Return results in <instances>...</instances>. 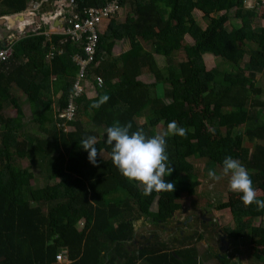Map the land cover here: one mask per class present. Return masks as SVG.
<instances>
[{"label": "trees", "instance_id": "1", "mask_svg": "<svg viewBox=\"0 0 264 264\" xmlns=\"http://www.w3.org/2000/svg\"><path fill=\"white\" fill-rule=\"evenodd\" d=\"M30 1L0 0V21L24 14ZM110 1L74 0L72 8L102 9ZM252 1L121 0L107 28L98 31L94 60L85 72V86L89 82L95 88L93 98L87 90L72 98L80 72L74 58L88 57L86 38L80 44L63 34L47 38L46 24L21 33L20 26L0 25L2 35L9 34V26L18 29L12 55L0 64V264H208V255L214 264H242L240 257L232 263L217 256L212 245L199 254L197 244L206 238L205 230L194 228L187 235L174 225L178 235L166 240L163 232L177 210L189 211L187 219L195 214L192 203L204 197V181H212L209 169L230 178L222 174L229 156L247 169L257 198L264 200V101L256 86V77L264 74V25L259 23L264 21V3ZM124 6L130 12L120 21ZM195 10L203 13L206 28ZM231 19L239 26L229 29ZM187 36L193 41L189 47L181 43ZM124 39L130 50L115 56L117 42ZM212 55L230 62L233 70H208L206 57ZM150 76L151 84L141 80ZM103 95L109 96L107 103L90 109ZM71 100L75 109L68 119L64 115ZM26 103L35 124L28 132L23 123ZM7 105L16 111L11 117L4 114ZM173 120L188 130L186 138L166 137L174 170L165 180L175 184V191L144 196L137 182L112 163L106 129L116 121L130 122L131 131L143 129L151 137L160 133L159 127L163 134ZM88 136L96 137V148L102 151L95 166L80 146ZM31 153L48 165L44 186H34V172L20 165ZM219 192L225 196L204 197L207 204L200 215L210 218L208 223L215 221L207 214L214 207L218 214H230L234 227L210 232L218 240L230 235L234 245L237 232L248 231V242L263 249L250 252L249 264L257 263L254 258L264 264V210L255 204L245 207L242 193L233 199L230 191ZM141 218L155 228L138 233L135 224ZM257 219L261 222L254 224Z\"/></svg>", "mask_w": 264, "mask_h": 264}, {"label": "clouds", "instance_id": "2", "mask_svg": "<svg viewBox=\"0 0 264 264\" xmlns=\"http://www.w3.org/2000/svg\"><path fill=\"white\" fill-rule=\"evenodd\" d=\"M27 25V24H26ZM13 26L22 25L15 23ZM109 100L108 95L90 105V109H99ZM132 124L121 125L116 121L113 126L106 129V143L111 146L112 163L120 173L129 181L137 182L135 186L142 188L144 196H150L153 192H174L175 184L165 180L170 176L173 167L169 166V157L166 153V137L180 136L186 138L187 129L178 125L173 120L167 124L166 131L156 133L148 137L143 129L131 131ZM95 136H88L80 140V146L89 153L88 159L94 166L97 164V156L102 157V151L96 148ZM223 176H230L229 187L234 193H242L240 199L245 207L255 204L257 210H264V200L258 199V193L253 187V182L247 169L239 160L226 157L223 161ZM212 181L221 180L222 176L209 169L207 173ZM179 232V229H177ZM183 233V232H181Z\"/></svg>", "mask_w": 264, "mask_h": 264}, {"label": "rangeland", "instance_id": "3", "mask_svg": "<svg viewBox=\"0 0 264 264\" xmlns=\"http://www.w3.org/2000/svg\"><path fill=\"white\" fill-rule=\"evenodd\" d=\"M128 12H130L129 9H127V8L126 9L124 8V10L122 9V11L120 12V15H119L120 16L119 19H124L127 16ZM199 22L203 26H206V21L203 20V18H200ZM259 23L264 25V21L259 22ZM237 24H238V22L235 19H231L230 24H228V27H229V29H231L232 27L237 26ZM238 26H239V24H238ZM102 28L105 29V27H102ZM181 43L184 46L187 45L188 47L192 45L191 42L188 40L181 41ZM208 55H210V54H208ZM247 60H248V58H247ZM206 62H207V69L208 70H211L213 68H218L221 72H230L233 70L232 65L229 64L230 62H227V61L224 62L220 58L214 57L213 55L207 56ZM164 65H165V63L163 61H161L160 66H164ZM141 80L147 84H151L148 82H152V83L154 82V79L152 76L148 77V80H147V77H141ZM256 84H257L256 86H258L262 89V93H261L260 98L262 101H264V74H259L256 77ZM85 89L87 90V94L90 98H93L96 96L95 88L89 82H87ZM21 94H22V98H24L25 95L22 92H21ZM41 95H42V93H41ZM43 98L44 97H42L40 100L37 99L38 105L43 100ZM247 109L252 110V105L248 104ZM13 110H14L13 107H8V105H7L5 107L4 114L6 116H10L9 114L11 112H13ZM25 114H26V117L24 118V122H23L24 123V131L28 132L29 130H32L35 127L34 126L35 124L32 121L33 115H32V112L29 108L28 103H26V105H25ZM260 117H261L260 122H263L264 121V112L262 113V115ZM159 129H160L159 132L162 134V131H161L162 127H159ZM66 130L70 131L71 128L66 126ZM224 132H225V130H224ZM1 133H2V128H1V124H0V143H1ZM244 146H247V139L245 140ZM248 146L252 147V145H250V144H248ZM45 162H46V160L43 159V157H36V156L32 155V153H31V157H28L27 159L20 162V165L22 167L29 168L30 170H32L34 172L35 179L32 180V184L34 186H37V187L44 186L48 182V178H47L48 165ZM223 178L224 179L221 178V180H219V181H213V182L210 181V183H208L207 180L204 181L205 183H204V185L201 186L200 193L202 195H204V197H206V198L211 197V196H213L215 198H220V196L223 195V193H221L219 191H224V193L230 191L229 197H232L233 199H238L239 194L238 193L235 194L234 192H232L230 190V187H229L230 178H227V177H223ZM211 191H213L212 195H211ZM257 193H259V192L257 191ZM223 196H225V195H223ZM204 197H202L203 200L201 198L200 199L201 201H199V202L198 201H195V202L192 201L193 203H192L191 208L193 209V211L195 213V214L191 215L192 218L187 219L189 211H188V213H186L185 208H182L181 210H177L175 212L173 219H171V223L170 224L168 223L167 231L163 232V239L166 240L169 237L171 238L173 236V234L177 233L172 229V227L174 225L175 226L179 225L177 227V229H179V230L181 229V232H183L187 235L189 234V231L192 232L193 231L192 229H194V228L199 229V230H205L206 231L205 232L206 238L200 242L198 241L199 243L197 242V240L194 241V243H198L197 247L199 249V254L200 253H202V255L206 254V251H208L207 246L212 245L214 247V249L217 250V254H216L217 256H221V255H222L221 257L225 256V258L231 260L232 263L236 262L238 257H240V259H242V261H243V262L241 261L242 264H249L250 260L252 261V257L249 256L250 252L255 251L256 249L263 251V249L259 248V246H257L256 244H251L250 242H248V240H249V238L247 236L248 231H245V230H239L237 232L239 238H238V240L235 239L234 245H231L230 242L227 245L224 243H221L220 240H218L216 233H214V232L211 233L209 229L214 228L215 231H219L224 226H226L227 228L230 227L231 229H233V227H234L233 219L230 216V214H227L226 217L223 214H218V212L216 210H214V207H212L211 211L207 212V214H208V216H213L216 220L212 221L211 223H208V222H210V218L203 219L202 217H204V215H202V216L200 215V213L202 211V207L207 204L204 201ZM213 200H214V198H213ZM185 205H186V208L188 209L189 204L186 203ZM198 206H200V207H198ZM206 207H208V206H206ZM153 208H154V206H153ZM46 209H47V207L45 206L44 210L46 211ZM227 211L230 213V210H227ZM193 218H195V219H193ZM205 220L207 222H205ZM187 221H189L191 223H189V225H185V223ZM260 222L261 221H259V219H257L256 221L254 220V224H259ZM135 226H136L138 233L144 232V231H149V230L155 228L151 222H149L143 218H141L140 220H137ZM190 227H191V230L188 229ZM177 235H178V233H177ZM229 236H225L224 238H226V239L228 238L230 240L231 237H229ZM228 239H227V242L229 241ZM176 244H177V248H179L180 245L178 243H176ZM221 248H222V250H221ZM208 257L211 259L213 258L210 255H208ZM254 260L257 261L256 264H261L258 259L254 258ZM141 263H142V260H139L138 264H141Z\"/></svg>", "mask_w": 264, "mask_h": 264}, {"label": "built area", "instance_id": "4", "mask_svg": "<svg viewBox=\"0 0 264 264\" xmlns=\"http://www.w3.org/2000/svg\"><path fill=\"white\" fill-rule=\"evenodd\" d=\"M120 1L121 0H111L102 9L84 8L82 11L71 10L69 17L64 18L63 25L60 29H58L57 32H55L54 30L52 31L48 30L44 32V35L47 38H50V36L54 33L67 35L76 44H80L84 38L87 39L85 50L88 57L84 59L81 56L77 55L74 58L75 62H77L78 65L80 66V72L73 86L72 98L79 96L86 91L85 72L87 70V67L94 60L98 37H99L98 31L103 26V23L105 21H109L111 16L120 10L121 8L119 4ZM259 2L264 3V0H259ZM61 16H63V13L57 11V13L55 12V14L53 15V17H51V19L54 20L55 18H60ZM28 26L33 27L31 23H28L27 26L19 29L20 33L25 31V28H28ZM40 28L41 26H34V31L36 32ZM8 30H9L8 31L9 34L7 35H2L0 33V64L1 62L7 60L13 53V49L11 46V42L15 37V33L13 32H15L18 29L9 26ZM50 57L53 58V53H50ZM97 80H98V84L101 85L103 79L98 77ZM74 109L75 106L73 105V101L71 100L70 106L64 116H66L68 119H71L74 114ZM57 258L59 260H62L64 256L62 254H59Z\"/></svg>", "mask_w": 264, "mask_h": 264}, {"label": "crops", "instance_id": "5", "mask_svg": "<svg viewBox=\"0 0 264 264\" xmlns=\"http://www.w3.org/2000/svg\"><path fill=\"white\" fill-rule=\"evenodd\" d=\"M250 1L253 2L252 0ZM72 7H75L74 0H40V1L31 0L26 12L24 13L25 17L22 21H20V23L25 20H29V22L24 23L21 28H24L26 24L31 23L33 27L28 26V29L33 31L34 26H41L42 24H46V25H49V28H50L49 30L51 31L54 30L55 32H57L58 29L61 28V24L63 23L64 17L61 16L60 18H55L54 20H52L51 17H53L55 12L57 13V11L62 12L63 15H65L67 12L71 10H75V9H72ZM124 8L129 9L128 6H124L122 9L124 10ZM194 15L198 19V21L200 20V18H203V13L198 10L194 11ZM124 20L125 18L120 19V21H124ZM108 23L109 21H105L102 27H105L106 29L108 26ZM200 25L203 28H206L207 26V24L206 26H203L201 23ZM102 27L101 29H103ZM105 29H103V31ZM185 40H188L191 42V44H193V41L192 39H190L189 36H187ZM129 50H130V44L128 40L124 39V40L117 42L115 50H114V55L119 56ZM148 83H152V82H148ZM9 115H10L9 117H11V113ZM215 262H216L215 260H212L211 258H209L206 263L214 264Z\"/></svg>", "mask_w": 264, "mask_h": 264}, {"label": "water", "instance_id": "6", "mask_svg": "<svg viewBox=\"0 0 264 264\" xmlns=\"http://www.w3.org/2000/svg\"><path fill=\"white\" fill-rule=\"evenodd\" d=\"M24 14H20V15H17V16H15V17H10V18H4V19H2L1 21H0V25H3V24H10V25H15V23H16V21H17V19H23L24 18V16H23ZM62 25H63V23L61 24V27H62ZM225 241V239H224V237H222V242H224Z\"/></svg>", "mask_w": 264, "mask_h": 264}, {"label": "flooded vegetation", "instance_id": "7", "mask_svg": "<svg viewBox=\"0 0 264 264\" xmlns=\"http://www.w3.org/2000/svg\"><path fill=\"white\" fill-rule=\"evenodd\" d=\"M167 228H168V227L165 226V229H166V230H167ZM170 228H171V227H170ZM179 232H181V230H179ZM222 237H223V236H222ZM222 237H220V239H219L221 243H222ZM229 242H230V241L227 242V240H226V245H227ZM221 243H220V244H221Z\"/></svg>", "mask_w": 264, "mask_h": 264}, {"label": "bare ground", "instance_id": "8", "mask_svg": "<svg viewBox=\"0 0 264 264\" xmlns=\"http://www.w3.org/2000/svg\"><path fill=\"white\" fill-rule=\"evenodd\" d=\"M24 19V18H23ZM23 19H17V20H19V21H22ZM24 22V21H23ZM67 36V35H66Z\"/></svg>", "mask_w": 264, "mask_h": 264}]
</instances>
